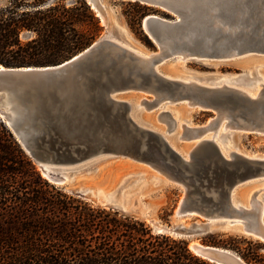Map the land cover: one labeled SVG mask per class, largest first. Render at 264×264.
Instances as JSON below:
<instances>
[{
  "label": "water",
  "instance_id": "water-1",
  "mask_svg": "<svg viewBox=\"0 0 264 264\" xmlns=\"http://www.w3.org/2000/svg\"><path fill=\"white\" fill-rule=\"evenodd\" d=\"M130 1L177 16L175 21L144 17L143 29L158 51L145 56L101 38L58 64L0 65V118L52 183L66 182V166L101 157L126 159L182 188L173 213L174 234L194 237L213 224L223 228L224 220L230 225L239 220V232L264 242V223L253 198L248 207L232 202L238 185L264 176V157L225 155L215 140L220 128L264 135V86L255 92L226 81L216 85L169 77L157 69L174 55L216 60L264 55V0ZM130 91L153 96L142 103L144 108L161 106L156 121L166 129L132 116L131 101L119 97ZM181 102L211 116L202 124L181 123V132L169 138L178 122L165 105ZM176 140L191 145L184 149ZM78 192L125 213H144L142 204L107 198L94 186ZM190 216L195 219L186 223ZM192 248L211 263L246 264L223 247L197 243Z\"/></svg>",
  "mask_w": 264,
  "mask_h": 264
},
{
  "label": "trees",
  "instance_id": "trees-1",
  "mask_svg": "<svg viewBox=\"0 0 264 264\" xmlns=\"http://www.w3.org/2000/svg\"><path fill=\"white\" fill-rule=\"evenodd\" d=\"M0 2L4 67L58 64L101 32L85 0ZM128 3L142 8L144 15L152 11L139 2ZM128 19L132 28L140 26L135 15ZM0 264L215 263L193 254L182 237L154 231L132 214L50 182L0 118Z\"/></svg>",
  "mask_w": 264,
  "mask_h": 264
},
{
  "label": "rangeland",
  "instance_id": "rangeland-1",
  "mask_svg": "<svg viewBox=\"0 0 264 264\" xmlns=\"http://www.w3.org/2000/svg\"><path fill=\"white\" fill-rule=\"evenodd\" d=\"M73 1L64 0L67 4ZM85 1L89 3L88 0ZM98 1L103 6L105 20L103 21L97 11L90 6L91 11L98 19L101 27V32L95 40L104 37L116 38L144 54L158 51V44L149 38L143 29L142 23L144 17L149 14H154L169 21H175L177 19L176 15L160 7H152V11L144 15L142 14V8L128 3L130 0ZM132 15L136 16L137 21L140 20V26L137 23L133 28L130 26L128 18ZM147 39L149 42H147ZM178 57L179 55H174L164 59L157 65V69L169 77L192 79L194 81L207 79L204 82H210L218 81L219 78H222L220 80H225V78L243 77L246 79L245 82H253V85H251L252 88H258L257 86L255 87L256 82V84H264V55H244L224 60L193 58L181 60ZM259 88L261 87L259 86ZM119 97L128 99L131 103H135L143 98L148 100L153 99L152 95L137 91L127 92L119 95ZM166 109L171 111L173 117L178 122L176 129L172 131L173 133L168 135L169 138L174 137V139L181 132L179 127L181 123L202 124L211 116V113L198 109H189L184 102L166 105ZM161 110V106L154 109L146 107L136 109L133 107L131 114L137 120L156 126L162 130L167 128L166 124L156 121V117ZM224 133L227 135L226 141L224 142L232 151L241 153L247 157L259 159L264 157V135L234 130H226ZM176 145L188 149L191 143L176 140ZM34 164L38 169L36 163ZM78 165L81 167V172L73 179L61 184L66 189L78 192L84 187L97 186L104 190H111L116 186H125L127 190L122 195L124 200L129 202L138 201L140 205H143L142 210L144 212L141 214L142 216L133 212L129 214L144 220L154 231L160 229L162 230L161 232L178 236L171 230L174 225V210L183 196L181 187L167 182L162 177L160 179L159 177L151 176V171L148 167L126 159L109 158L97 160L85 165L83 163ZM193 167L194 170L198 169L197 164H194ZM263 185V180L248 181L247 183L240 184L234 189V198L241 204L249 206L248 201L250 196L253 192L257 191L255 193V199L260 201L264 206V190H259ZM83 195L88 200L95 202L93 195ZM119 196L117 195V197ZM194 219V216H190L185 218V221L189 223ZM214 225L216 224H213L211 229L200 235L194 237H178L186 239L188 246L192 240H197L204 245L226 248L240 257L246 264H264V242L234 229L219 228ZM209 240L221 241V244H211L207 242ZM230 245H236L238 248L234 249ZM198 257L202 258L201 256Z\"/></svg>",
  "mask_w": 264,
  "mask_h": 264
},
{
  "label": "bare ground",
  "instance_id": "bare-ground-1",
  "mask_svg": "<svg viewBox=\"0 0 264 264\" xmlns=\"http://www.w3.org/2000/svg\"><path fill=\"white\" fill-rule=\"evenodd\" d=\"M89 4L91 5V7L93 9H95L98 13V15L101 17V19L104 21L105 20V16H104V12H103V6L101 3H99L98 0H88ZM156 16V15H155ZM145 30L147 31L146 27H145ZM148 32V31H147ZM104 38H110V39H113L115 41H119L121 42L120 40L116 39V38H111V37H104ZM123 45L129 47L130 49L134 50L135 52L139 53V54H142V55H147V54H144L140 51H138L137 49L135 48H132L131 46L121 42ZM178 59H181V60H184L182 59L180 56L178 57ZM185 79V78H183ZM222 78H219L218 81H210V82H206V84H220L222 83L223 81H226L227 83L229 84H236L240 87H243L245 88V90H254L255 92L258 91L259 89V86L262 87L264 86L263 83H259V84H256L255 83V87L257 86L258 88H252L251 85H253V82H245L246 79L243 78V77H232V78H225V80H220ZM191 80V79H189ZM220 80V81H219ZM132 104V109L133 107H135L136 109H140V108H144V104L142 103V100H138L136 101L135 103H131ZM168 105V104H166ZM165 105V107H166ZM132 113V111H131ZM184 123H187V122H184ZM224 131L226 130H223V129H218L217 131V134L215 135V140L216 142L219 144V146L221 147L223 153L225 155H228L230 151H232V149L227 146L225 144L224 141H226V138H227V135L224 133ZM206 137H211L212 134L209 133L207 135H205ZM104 159H107V158H104V157H101V158H96V159H91V160H87L86 162H84L83 164H88V163H91V162H94V161H97V160H104ZM64 168V177L66 179V181L70 180V179H73L76 175H78L80 172H81V167L79 165H71V166H66V167H63ZM155 176V177H159L158 175L154 174L151 172V176ZM160 178V177H159ZM161 179V178H160ZM258 180H263L264 182V176L260 177V178H257L253 181H258ZM97 187V186H96ZM127 190V188L125 186H121V187H114L113 189L111 190H104L103 188L101 187H97V192L99 194H103L104 196H106L107 198H115V199H118V200H123V201H126L127 203H130V204H140L138 201H127V200H124V198L122 197L123 193H125ZM259 190H264V185L262 186V188H260ZM254 194V192L252 193V195L250 196V199L249 201L252 200V203H254V205L256 206L257 208V211L259 212V217L261 219V221L264 223V206L262 205V203L258 200L255 199V196L252 197ZM117 195H120L119 197H117ZM248 201V203H249ZM232 202L235 206H241L243 204H241L240 202H238L235 198H234V191H233V196H232ZM245 207H248V205H243ZM222 227L225 228V229H234L236 231H241V228H242V223L238 220V222H235L233 225H230L226 220L223 221V223H221ZM240 225V226H238ZM158 232H161L162 230L158 229L157 230ZM199 243L197 240H194L192 241L190 244H189V248L195 252V250H193L192 246L194 244H197ZM238 257V256H237ZM241 260V258H240ZM242 261V260H241ZM243 262V261H242Z\"/></svg>",
  "mask_w": 264,
  "mask_h": 264
}]
</instances>
